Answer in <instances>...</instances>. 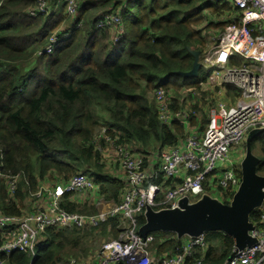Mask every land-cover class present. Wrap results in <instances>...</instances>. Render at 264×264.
<instances>
[{
  "label": "trees",
  "instance_id": "16d2710c",
  "mask_svg": "<svg viewBox=\"0 0 264 264\" xmlns=\"http://www.w3.org/2000/svg\"><path fill=\"white\" fill-rule=\"evenodd\" d=\"M38 1L0 0V208L6 215H21L24 200L40 185L53 179L66 181L80 171L94 178L106 200L119 202L127 183L123 177L106 175V164L100 163L93 142L96 129L105 127V136L114 144L141 147L137 151L145 155L175 145L185 128L180 123L171 127L162 123L147 90L171 88L173 109L187 108L186 103H177L182 98L178 88L188 79L178 72L192 69L190 48L203 52L211 29L224 28L226 21L222 20L234 14L235 8L228 2L209 4L205 0H79L76 15L81 27L69 28L71 37L53 53L43 54L39 52L48 44L53 26L73 14L64 12L65 0H51L55 1L49 6L52 13L58 7L62 10L51 21L44 19L46 13L30 16L28 9ZM109 11L121 12L125 31L117 40L108 29L96 26V20ZM216 29L212 31L219 33ZM102 143L113 146L104 137ZM256 143L253 140L252 149ZM259 144L261 173L264 140L259 139ZM16 176L19 180L12 192L9 181ZM69 195L64 197L63 208L90 213L87 203L69 202ZM232 196L225 193L222 201L229 203ZM259 212L251 213L252 221ZM144 223L141 215L139 227ZM100 228L103 234L111 231L118 236L116 219ZM215 232L206 240L211 246L215 238H221L223 253L213 254L210 247L205 264H222L235 246L232 236ZM78 233L77 228H50L43 235L46 244L35 257L30 252H15L8 264H61L65 250L81 245ZM160 233L164 239L173 238L157 241L158 253L174 250L176 234Z\"/></svg>",
  "mask_w": 264,
  "mask_h": 264
},
{
  "label": "built area",
  "instance_id": "2783aa9c",
  "mask_svg": "<svg viewBox=\"0 0 264 264\" xmlns=\"http://www.w3.org/2000/svg\"><path fill=\"white\" fill-rule=\"evenodd\" d=\"M68 13L75 16L79 0H65ZM209 4L230 3L235 8L226 21L217 38L212 37L201 53V67L211 69L206 78L214 88L234 87L239 98L235 105H218L212 114L207 128L200 132L193 130L191 117L197 112L191 109H173L174 92L165 87H156L149 100L154 102L162 123L173 126L179 122L185 128V134L175 145H165L154 153L145 155L128 145L114 144L105 136V127L97 129L98 136L93 141L100 152V163L108 159L123 169V181L127 189L119 202L103 207L95 213L70 212L63 208L66 194H78L99 190L94 178L79 172L55 186L42 184L30 197L36 198V210L21 215H6L0 209V264H8L15 252H30L34 257L39 239L50 228L99 229L110 219H116L119 225L118 238L103 242L99 254L95 257L71 256L67 264H205L210 244L205 234L199 237L178 238L174 250L158 253L154 233L142 236L139 233V218L144 216L148 205L156 208H174L178 201L188 196L191 202L199 200L204 194H210L222 200L225 193L233 196L239 189L242 175L240 161L230 158L234 146L246 143L252 129H261L264 134V0H205ZM48 1L39 0L28 9L30 16L49 13ZM98 28L108 29L117 40L124 34L121 12H108L97 19ZM63 37L52 36L48 44L39 53H53ZM203 54V56H202ZM240 57L241 64H234L230 58ZM200 86V85H199ZM196 89V88H195ZM192 88L189 94L196 96ZM190 91V92H189ZM113 144L104 146L102 138ZM243 158V157H242ZM19 176L9 181L10 190L17 188ZM232 197H229L230 201ZM43 201V202H42ZM104 202L101 198L99 204ZM259 216L253 221L251 231L257 243L246 249L234 246L222 264H264V204L259 208ZM121 230V231H120Z\"/></svg>",
  "mask_w": 264,
  "mask_h": 264
},
{
  "label": "water",
  "instance_id": "95a60500",
  "mask_svg": "<svg viewBox=\"0 0 264 264\" xmlns=\"http://www.w3.org/2000/svg\"><path fill=\"white\" fill-rule=\"evenodd\" d=\"M190 53L194 57L192 69L178 72L184 78L198 76L202 66V52L190 48ZM261 134V129H252L248 133L246 153L240 165L242 181L229 203L204 194L195 202L184 196L174 208L156 209L148 205L144 213L145 223L138 230L140 235L165 232L175 233L181 239L185 236L199 237L210 231H222L233 237L238 249L254 246L257 239L251 234L255 226L250 215L264 204V174L258 171L261 157L254 153L252 142ZM116 264L125 262L119 261ZM150 264H155V259Z\"/></svg>",
  "mask_w": 264,
  "mask_h": 264
},
{
  "label": "rangeland",
  "instance_id": "374dc122",
  "mask_svg": "<svg viewBox=\"0 0 264 264\" xmlns=\"http://www.w3.org/2000/svg\"><path fill=\"white\" fill-rule=\"evenodd\" d=\"M54 2L55 1H49V6H52L54 5ZM28 8V7H27ZM27 8H25V14H26V11H27ZM65 9V7H64ZM63 9V10H64ZM68 9H66L64 12H66ZM62 10H60L58 8V10L56 11V13H52V10H50L49 13H46V14H43L45 15L44 16V19L47 20V22L51 21V17H53L54 15H57V14H60ZM112 11V10H111ZM109 11V12H111ZM68 12V11H67ZM42 16V15H41ZM39 17V16H37ZM49 17V18H48ZM70 20H67V21H63V22H58L56 25L53 26L52 28V34L50 35L49 39L52 37V36H57V37H63L64 35L70 33V37H71V32H69V28L71 27H81L82 23L81 21H78V15H75V16H71L70 15ZM96 24H97V20H96ZM213 29H216V27H213L211 29V37H214L217 38L218 35L220 34V32L223 30V28H217L216 31L220 30L219 33H215L213 32L212 30ZM69 37V38H70ZM207 39V38H206ZM50 54V53H49ZM203 56V54H202ZM230 60L234 63V64H241L242 63V59L240 57H231ZM210 74V71L209 70H206L204 68L201 67L200 69V73L198 76H194L192 78H188L186 80V82L183 84V87L184 86H193V85H196L200 82V80L206 78L208 75ZM182 86L180 88H178L179 92L182 91ZM167 89H171V88H167ZM186 89V88H185ZM154 89H149L147 90V92H152ZM230 90L231 92L234 90V87H230ZM179 96H182L181 94H178ZM185 96H187V94H184ZM237 103V100L236 98H233V102L232 104L235 105ZM215 105V106H214ZM218 105L219 104H215V102H210L209 103V107H214L215 110L212 112V114H214L215 111L218 110ZM190 106H188V109H190ZM192 112H199V111H202L201 110H197V109H191ZM210 119V117H209ZM203 120H204V123L208 126V116L205 115L203 117ZM179 123V122H177ZM206 126H204L205 128ZM203 128V129H204ZM97 131V129H96ZM259 139L260 140H264V134H261L259 135L258 137H256L254 139L255 143L257 144V147L255 149H253L254 153L260 157L263 156V152L261 150V145L259 144ZM245 153H246V143L244 144H240L238 146H234L232 149H231V152H230V158L232 159V161L234 162H238L243 160L244 156H245ZM243 157V158H242ZM81 172V171H80ZM264 174V172H261V174ZM88 176L91 177L90 174H88ZM47 184V183H46ZM38 189V188H37ZM36 189V190H37ZM35 190V191H36ZM31 198H34V197H31ZM108 200V199H107ZM104 199V202H102L101 204L97 205V206H93V205H89V209H88V212L90 213H95L98 209H102L103 207H107L105 206L106 204H113L115 202H109V200L107 201ZM104 204V205H103ZM24 207V205H23ZM1 209V208H0ZM24 209V208H23ZM91 211H95V212H91ZM86 214H89V213H86ZM120 227H121V224H119ZM81 230V235H82V241H81V245L80 246H77L75 248H72V249H67L65 250L66 252H64V256H63V260H61V264H67L68 261H69V258L71 256H75V257H92V258H95L97 255V252L99 251L101 245L103 244V242L107 241L108 239H113L114 237L112 236V232L111 231H108V233L106 234H103L101 232V228L100 229H79ZM84 230V231H82ZM121 231V230H120ZM157 237L161 236L162 234L160 232H153ZM164 233V232H163ZM214 234H218L217 232L215 231H210V232H207L206 233V237L208 238L209 236H212ZM119 235V234H118ZM118 238V237H117ZM221 238H215L212 243H211V248H212V253L213 254H222L223 253V245L221 244ZM46 242L44 243H41V244H37L36 246V249H35V253H37L38 251H41L42 250V246L45 245ZM96 255V256H95Z\"/></svg>",
  "mask_w": 264,
  "mask_h": 264
},
{
  "label": "crops",
  "instance_id": "0c3cea01",
  "mask_svg": "<svg viewBox=\"0 0 264 264\" xmlns=\"http://www.w3.org/2000/svg\"><path fill=\"white\" fill-rule=\"evenodd\" d=\"M96 2H98V3H102L103 2L104 3V2H106V0H101V1L100 0H95L94 3H96ZM208 43H209V41H208ZM209 71L211 73V69H209ZM199 85L201 86V90L198 92V94L196 96H193V95L191 96L188 92H184V90L187 91L188 89L192 88V90L196 94L195 87H198ZM199 85L198 86H196V85L184 86L182 88V91H181L182 98L177 103H178L179 106H183L186 103L187 109H188L189 105H191L190 109H197V110H201L202 109V111H199L201 115L192 116L191 119L194 120L195 123H191V124L193 126L192 127L193 130H197L198 129L200 132H203L207 128V125L204 123L203 117L205 115H207L208 116V120H210L209 117L211 118L212 112L215 110L214 107H209V103L214 101L215 104L225 103L227 106H233V104H232L233 98H236V100L238 101L239 96H238L237 92L235 91V89L231 92L230 88H214L210 84H208V82L205 79L200 80ZM184 94H187V96H185ZM183 99H185V100H183ZM173 108H174V105H173ZM193 117H195V118H193ZM204 126H206V127L204 128ZM107 148L111 149L113 147L112 146H108ZM131 148L133 150L134 149L135 150H137V149L142 150L141 147H138V146H135V145H133V147H131ZM104 162L106 164L105 170H107V172H105V173H106L107 176L110 175V177H114L116 179H120V178L123 177L124 172H123V169L120 168L119 164H114L113 162H110L108 159H106ZM60 182L56 181L55 179H53L52 181H49V182L47 181V183H49L51 185H53V184L56 185L57 183H60ZM101 198L105 199V196L100 194V190H95L93 192L70 194L69 198H68V201L69 202H75L77 204H85V203H87L88 206L89 205L97 206V205H99V202H100ZM35 201H36V198H31V197L26 198L24 200V207H23L24 209H22V213H24L26 211L28 212V211L34 209L36 207V205H37L35 203ZM109 202H114V201H109ZM105 206H107L106 208H108L110 206V204H106ZM93 212H95V211H93ZM118 234H119V231H118ZM112 236H113V234H112ZM78 237L82 241V235L80 233H78ZM117 237H114V238H117ZM158 238H161V236H159ZM44 242H46V237L42 236L39 239V243L38 244H41V243H44ZM99 252L100 251H98L96 255H98Z\"/></svg>",
  "mask_w": 264,
  "mask_h": 264
},
{
  "label": "bare ground",
  "instance_id": "6f19581e",
  "mask_svg": "<svg viewBox=\"0 0 264 264\" xmlns=\"http://www.w3.org/2000/svg\"><path fill=\"white\" fill-rule=\"evenodd\" d=\"M220 4H222V3H220ZM69 37H70V36H69ZM69 37H68V38H69ZM68 38H67V39H68ZM62 42H63V41H62ZM59 45H60V44H59ZM59 45H57V47H58ZM57 47L54 49V51L57 49ZM54 51H53V52H54ZM88 177H89V176H88ZM90 178H91V177H90ZM103 205H104V204H103Z\"/></svg>",
  "mask_w": 264,
  "mask_h": 264
}]
</instances>
